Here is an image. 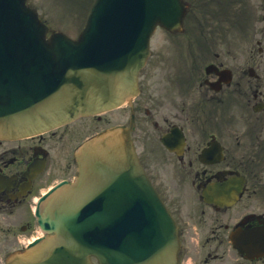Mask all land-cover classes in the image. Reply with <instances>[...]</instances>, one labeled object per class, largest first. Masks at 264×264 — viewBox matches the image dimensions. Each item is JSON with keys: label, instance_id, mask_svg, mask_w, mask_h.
Wrapping results in <instances>:
<instances>
[{"label": "flooded vegetation", "instance_id": "af4514ba", "mask_svg": "<svg viewBox=\"0 0 264 264\" xmlns=\"http://www.w3.org/2000/svg\"><path fill=\"white\" fill-rule=\"evenodd\" d=\"M48 136H41L37 140L33 139L21 143L0 142V172L5 177L12 178L8 181L3 178L0 179V218L14 210H20L28 206L34 192L39 189V175L31 179L23 171L36 158L43 157L45 159L47 149L44 147V143ZM35 146H38L37 149ZM229 165L233 168V171H236L239 167V163L235 159ZM63 169V165L53 166L50 171L60 172Z\"/></svg>", "mask_w": 264, "mask_h": 264}, {"label": "rangeland", "instance_id": "374dc122", "mask_svg": "<svg viewBox=\"0 0 264 264\" xmlns=\"http://www.w3.org/2000/svg\"><path fill=\"white\" fill-rule=\"evenodd\" d=\"M32 2H34L35 4H39V0H32ZM56 9L58 10V14L54 16L55 20L60 24H70L71 19L69 16V9L59 5L56 7ZM42 13L44 16L48 17V14L44 9H42ZM170 73L173 75L175 74L172 69L170 70Z\"/></svg>", "mask_w": 264, "mask_h": 264}, {"label": "water", "instance_id": "95a60500", "mask_svg": "<svg viewBox=\"0 0 264 264\" xmlns=\"http://www.w3.org/2000/svg\"><path fill=\"white\" fill-rule=\"evenodd\" d=\"M0 104H5L6 105V102H4V101H0ZM43 119H45V118H48V116H45V115H42L41 116ZM150 264H154V263H150Z\"/></svg>", "mask_w": 264, "mask_h": 264}, {"label": "bare ground", "instance_id": "6f19581e", "mask_svg": "<svg viewBox=\"0 0 264 264\" xmlns=\"http://www.w3.org/2000/svg\"><path fill=\"white\" fill-rule=\"evenodd\" d=\"M111 155V154H110Z\"/></svg>", "mask_w": 264, "mask_h": 264}]
</instances>
